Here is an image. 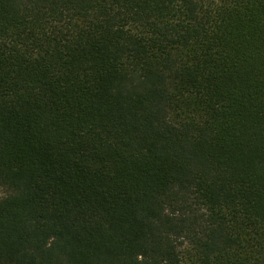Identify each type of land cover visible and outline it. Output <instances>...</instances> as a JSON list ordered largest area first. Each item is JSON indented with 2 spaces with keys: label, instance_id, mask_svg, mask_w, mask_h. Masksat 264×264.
I'll list each match as a JSON object with an SVG mask.
<instances>
[{
  "label": "trees",
  "instance_id": "trees-1",
  "mask_svg": "<svg viewBox=\"0 0 264 264\" xmlns=\"http://www.w3.org/2000/svg\"><path fill=\"white\" fill-rule=\"evenodd\" d=\"M0 264H264V0H0Z\"/></svg>",
  "mask_w": 264,
  "mask_h": 264
},
{
  "label": "rangeland",
  "instance_id": "rangeland-1",
  "mask_svg": "<svg viewBox=\"0 0 264 264\" xmlns=\"http://www.w3.org/2000/svg\"><path fill=\"white\" fill-rule=\"evenodd\" d=\"M0 194H1V191H0Z\"/></svg>",
  "mask_w": 264,
  "mask_h": 264
}]
</instances>
